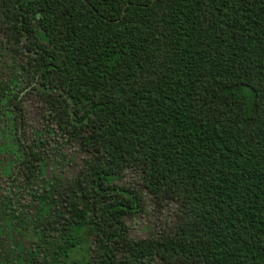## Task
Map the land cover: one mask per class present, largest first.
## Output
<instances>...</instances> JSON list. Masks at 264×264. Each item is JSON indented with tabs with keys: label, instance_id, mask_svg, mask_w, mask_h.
Here are the masks:
<instances>
[{
	"label": "trees",
	"instance_id": "obj_1",
	"mask_svg": "<svg viewBox=\"0 0 264 264\" xmlns=\"http://www.w3.org/2000/svg\"><path fill=\"white\" fill-rule=\"evenodd\" d=\"M0 32V264H264V0H0ZM127 169L181 204L169 231L130 236Z\"/></svg>",
	"mask_w": 264,
	"mask_h": 264
},
{
	"label": "rangeland",
	"instance_id": "obj_2",
	"mask_svg": "<svg viewBox=\"0 0 264 264\" xmlns=\"http://www.w3.org/2000/svg\"><path fill=\"white\" fill-rule=\"evenodd\" d=\"M3 33L0 32V46H8L7 41H4ZM0 52L4 55L0 47ZM0 53V66H2V60ZM9 63L6 65L11 67L12 59H9ZM7 61V60H6ZM9 68L6 69L8 74ZM2 78V72L0 69V79ZM16 90L21 94L20 97L23 99V105L25 107L26 117L29 123V131L33 133L34 129H43L46 125L45 120V108L43 102L39 99V96L30 87H27L26 78L20 74ZM56 136L53 134L49 137L51 148L48 150V156L50 158V172L54 175V161L58 160L61 163L60 168H57L58 173L64 172L67 176L71 177L77 174L84 164L88 154L84 152L76 144H62V149L65 159H62L59 150L54 149ZM61 140V139H60ZM6 139L2 133V126L0 122V159L5 157L4 150L1 147L5 145ZM55 153V154H54ZM62 167V168H61ZM119 184H123L131 187H139L144 189L143 178L139 172L134 169H127L121 179L118 181ZM2 186L7 188L6 181H3ZM144 191V210L137 214L126 217L127 225L129 226V234L133 238L141 239L150 236H158L161 232L169 231L180 218L182 213L181 204L179 202L170 201L161 203L153 198L146 189ZM25 201L29 199V196H24Z\"/></svg>",
	"mask_w": 264,
	"mask_h": 264
}]
</instances>
